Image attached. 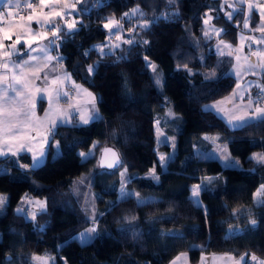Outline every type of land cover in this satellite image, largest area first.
<instances>
[{
    "label": "trees",
    "instance_id": "16d2710c",
    "mask_svg": "<svg viewBox=\"0 0 264 264\" xmlns=\"http://www.w3.org/2000/svg\"><path fill=\"white\" fill-rule=\"evenodd\" d=\"M247 5L237 2L227 19L221 0L80 1L76 30L68 35L67 26L59 28L56 50L76 81L95 88L99 118L59 125L42 164L0 173V196L7 198L0 214V264H32L33 255H52L56 264H168L180 252H187L192 264L202 253L248 254L247 260L254 254L264 260V205L254 200L264 185V165L250 159L253 152L264 154V122L233 128L205 108L235 85L233 54L218 53L214 45L218 39L238 43L247 29ZM137 6L143 16L120 19ZM207 14L223 29L218 37L205 29ZM109 19L125 30L140 21L149 26H135L119 47L102 53ZM258 20L252 10L248 25L255 27ZM145 57L155 63L160 86ZM89 65H95L91 74ZM44 104L39 102V113ZM169 109L180 115L176 125L166 116ZM158 128L174 138L172 146H157ZM213 134L239 166L200 156L210 143L204 136ZM92 147L91 155L81 157ZM105 149L118 154L119 166L99 165ZM158 149L172 152L164 168ZM17 159L31 163L29 153ZM151 168L158 181L146 176ZM88 172L99 211L95 223L82 214L72 191ZM122 185L131 195L122 196ZM195 185L203 186L199 205ZM34 200L45 201L41 212L32 218L17 212ZM89 227L96 229L93 238L82 243L76 235Z\"/></svg>",
    "mask_w": 264,
    "mask_h": 264
},
{
    "label": "crops",
    "instance_id": "0c3cea01",
    "mask_svg": "<svg viewBox=\"0 0 264 264\" xmlns=\"http://www.w3.org/2000/svg\"><path fill=\"white\" fill-rule=\"evenodd\" d=\"M30 2L36 5L35 12L41 23L37 24L34 21L29 22L27 21V19H25L24 21H20V16L26 18L27 16L32 14V9H28L25 4L22 3L18 12L14 15V18H6L3 23H0V27L4 28H9V20H11V23L13 25L20 23L24 24L23 29L17 27L11 28V39H5L3 41L5 49H0V53H2L4 50L11 51V48L7 46L11 45L15 41L17 34L21 31L25 33L23 36L24 40L30 39V37L27 35L29 28L32 29L33 33H44L47 37V39L37 38L36 40H34L32 47L37 49L44 47V45L47 44V40L52 38V32L59 30L44 25L45 17L50 18L53 25H59L60 28L62 26H65L63 19H65L66 15H63L62 19L59 17L60 15H55V13H59L60 9L63 10V7L61 6L65 3V0H59V3H54L51 5L48 4L47 6H40L39 0H32ZM246 2L248 3V5L249 3L253 4V10L256 11L259 16V20L256 26L251 27L248 25L246 31L242 33L243 36L242 34L239 36L238 43L235 46H223V50L224 48H227L225 52H230L231 54H234L239 57V59L242 60L243 65L241 64L237 66L238 73L234 74V72H232L235 78V85L233 86L231 91L226 96L211 101L205 105L213 106L214 110L212 111L217 113L225 122L230 116L244 115L245 112L251 114L254 111V108L257 106L264 108V97L257 99L258 94L260 93V88L256 87V85L264 87V69L260 67V65L264 64V55H251V53L253 52L264 53V43H259V41L264 39V33L259 31V28L262 25L261 14L264 13V0H246ZM236 9L237 7H234L229 10L226 9V18L229 19L226 15L229 12L233 13L234 15ZM212 19L213 15L207 14L204 18V26L205 29L211 35L218 37L222 33L221 30L223 29L217 25H214ZM205 20H208L209 22L205 24ZM224 41L225 40L223 39H218L216 43L224 44ZM17 48L20 51L19 58L27 60L28 56L24 55V52L28 50V45L25 44L23 45V47L17 45ZM36 54L37 53H32V55ZM48 54L51 56H58L56 48ZM221 54L226 53L222 52ZM252 56L256 57V64L252 62ZM246 57L247 59H245ZM19 58L16 56L11 57V59L14 61L18 60ZM0 60H3L2 56H0ZM36 63L42 67L44 61L38 60ZM234 64L235 63H233L232 67H234ZM9 69L10 70L8 72L3 73L7 77L5 83L11 81V76L13 74L11 71V65H9ZM32 71V69H26V72L28 73V77L30 79L29 88L33 94V98H35V96L37 95L35 91L37 87H59L62 92L68 93V97L66 99L62 98L58 102L54 99L53 107L49 108V103L46 95V98L43 101L45 103L44 109L41 113L38 112L39 102H37L36 107L34 109V115L30 113V115H32L31 127L25 128L24 135L21 138L11 140L6 144H0V147H3L4 150L8 152V155L0 156V173L4 171H9L11 167H17L20 170L29 168L32 164L33 155L39 156V153L41 151H44L45 153L43 158L46 156V147L49 140V137L47 136V130L51 126L52 121L58 119L60 112L71 113L73 109H75V115L74 118L71 119V122L59 125H69L72 124L73 121H76L79 125H85L80 122V116L84 115L85 117H87L93 112L94 109L97 110L95 88L91 85L76 81L71 75V73L66 71L62 67L60 61H52L49 64V67L43 70V72L41 73V79L39 80H37L34 76L31 75ZM43 73L48 74L47 84H45L43 81ZM18 74L19 73H17V75ZM55 76H59L61 81H63L57 86H53L51 84V81ZM65 76H67V79H65ZM85 89L87 91H85ZM88 93H92L95 97V100H93V96H89ZM250 100L254 102L251 108L248 107ZM7 106L8 105H6V107ZM218 109H223V111L218 112ZM20 118L24 119L23 116H21ZM21 144L24 145L25 150L19 151L18 155L16 156L11 155V152L18 151ZM9 149L11 151H9ZM27 149H31V151H27ZM23 153L30 154V165H26L18 161V156ZM242 255L234 256L230 253H202L199 257L198 262L195 264H236V261L240 260V257ZM173 261L175 262V264H192L190 262L189 255L187 252H180L168 264H173Z\"/></svg>",
    "mask_w": 264,
    "mask_h": 264
},
{
    "label": "snow or ice",
    "instance_id": "6c2138e0",
    "mask_svg": "<svg viewBox=\"0 0 264 264\" xmlns=\"http://www.w3.org/2000/svg\"><path fill=\"white\" fill-rule=\"evenodd\" d=\"M99 3L100 0H97ZM170 3H173L174 0H169ZM243 3L244 0H241ZM25 4V6L28 9H32V14L27 16L26 18L23 16H20V21H24L27 19L29 22H35L37 24H40L41 21L38 19V16L35 12L36 5L30 2V0H0V23H3L6 18H14V15L18 12V10L21 7V4ZM50 3H59V0H39V5L40 6H47ZM74 7V6H73ZM253 4L249 3V11L253 10ZM55 15L59 16L60 13H55ZM143 16V13L140 12L139 6H137L134 9H131L129 12L123 13L122 17L120 18L123 20L124 18L127 17H135V16ZM229 19H231L233 13L229 12L226 14ZM247 17L245 21L244 27H248L247 23ZM261 20H262V25L259 28V31L264 33V13L261 14ZM208 21L206 20L205 23ZM44 25L52 27L54 29H59V25H53L52 21L50 18L45 17L44 20ZM149 26L148 22H145L141 25L142 28H147ZM12 27H17L20 29L24 28V24H15L13 25L11 23V20H9V28H4L0 27V49H5V45L3 41L5 39H11V28ZM77 27V22H73L72 24L68 25L69 31L66 33L68 35H71L72 32L76 30ZM104 28L109 29L111 32H115L117 29L121 27L120 21L115 20V19H109L108 23H105L103 25ZM223 31V30H221ZM24 32L21 31L20 33L17 34L15 41L11 44L8 45L7 47L11 48V51L4 50L2 53H0V56L3 57V60H0V144H6L11 140H16L21 138L24 135V130L25 128H30L31 127V119L32 115H34V109L36 107L37 102H43L46 98L47 95V100L49 103V108L53 107V100L55 99L57 102L60 99H66L68 97L67 92H62L59 87H37L36 88V96L33 98V94L29 88L30 84V79L28 77V73L26 72V69H32L33 71L31 72V75L34 76L37 80L41 79V73L43 72L44 69H47L49 67V64L52 61H57L59 62L60 60L63 59L61 56H51L48 53L55 50V48L59 47V45L56 44V39L59 38L58 31H53L52 32V38L47 40V44L44 45V47H41L39 49L32 47V44L34 40L37 38L39 39H47L46 35L44 33L36 32L33 33L32 29L29 28L27 35L30 37L28 40H24ZM207 35V33H205ZM126 43H133V41H125ZM143 43H148L147 41H144ZM259 43H264V39L259 41ZM27 44L28 45V50L24 52V55L28 56L27 60H24L20 57V51L17 48V45H20L23 47V45ZM108 46H103L100 48V51L104 53V48ZM114 47H119V45H115ZM229 47H231L229 45ZM111 49L109 48V52ZM32 53H37L36 55H32ZM87 54V53H85ZM107 54V53H105ZM251 55H264V53L260 52H253ZM16 56L19 59L18 60H12L11 57ZM239 59V57H237ZM247 59V57L245 58ZM38 60H43L44 63L42 67L37 64L36 62ZM146 63H148V66L151 67L152 72L154 74V83L157 86L161 85V80L159 75L157 74V69L154 64H151L148 62V58L145 57ZM9 65H11V71H12V76H11V81L8 83H5V80L7 77L3 74L8 72ZM185 68L187 65L184 66ZM262 69H264V64L260 65ZM55 70V69H53ZM95 71V65H89L87 72L91 74L92 72ZM190 71V70H189ZM17 73H19L17 75ZM255 74V73H253ZM214 76L215 73H212ZM65 79H67V76H65ZM43 81L45 84H47L48 81V74L43 73ZM59 76H55L51 84L53 86H57L60 83H62ZM79 87V86H77ZM239 87V86H238ZM251 87V85H250ZM257 88H260V93L258 94V98L264 97V87H261L260 85H256ZM85 91H87L85 89ZM89 96H93L92 93H88ZM93 100H95V97L93 96ZM253 101H249L248 107L251 108L253 105ZM6 105H8L6 107ZM206 109L208 110H214L213 106L208 105L205 106ZM27 109V110H26ZM59 111V110H58ZM219 111H223V109H218ZM30 113L32 115H30ZM75 115V109L71 113H64L60 112L58 119L52 121L51 126L47 130V136L51 137L54 134V130L56 127L59 126V124H67L71 122V119L74 118ZM23 116L24 119H21L20 117ZM99 114L98 110H93L91 114H89L87 117L84 115L80 116V122L82 124H88L91 120L98 119ZM256 120L260 122H264V108L262 107H255L254 111L249 114L245 112L244 115H238V116H230L226 123L230 127L234 128H239L243 127L244 125L248 124L249 122ZM14 121V122H13ZM30 138V137H29ZM174 139V138H173ZM167 138H165L161 142H166ZM47 142V141H46ZM95 146V145H94ZM25 150L24 145L21 144L20 148L18 149L17 152H11V155L16 156L18 155L19 151ZM9 151H11L9 149ZM27 151H31V149H27ZM105 151H110L109 149H105ZM44 151H41L39 153V156L33 155V165H37L41 162L44 156ZM8 155V152L4 150L3 147H0V156H6ZM81 157H86L88 155H91V153H80ZM115 155V154H113ZM250 159L254 160L257 164H262L264 165V154H258L254 153ZM160 163L163 166L166 163L165 156L160 157ZM121 164V161L117 157L114 163L108 164L109 168L117 167ZM229 166H238V162L232 163ZM123 175V173L121 174ZM152 178L155 180H159V177L156 176L154 173L151 174ZM82 182V181H81ZM202 185H195L193 186V197L195 198V202L199 205V190L202 188ZM122 196L123 195H131V193H126L123 191V185H122ZM7 198L4 196H0V209H2L5 205ZM254 200L260 205H264V185H261L259 189H257V192L254 193ZM37 203L40 205L41 210L44 209V204L37 201ZM18 213H25L26 211L24 209H17ZM249 223L252 226H255L257 221L255 219H252L249 221ZM230 232L233 231L234 229L232 226L229 227ZM96 231L95 228H90L86 230L85 233L81 234V240L82 242H87L88 240H91L92 233ZM248 254H244L240 257V260L236 261V264H248L247 260ZM39 258L36 256L32 257L33 261L38 260ZM203 260V258H202ZM251 260L252 261H257V264H264V260H258V258L252 254L251 255ZM173 264L175 262L173 261Z\"/></svg>",
    "mask_w": 264,
    "mask_h": 264
},
{
    "label": "rangeland",
    "instance_id": "374dc122",
    "mask_svg": "<svg viewBox=\"0 0 264 264\" xmlns=\"http://www.w3.org/2000/svg\"><path fill=\"white\" fill-rule=\"evenodd\" d=\"M80 1L81 0H65V3L61 6V7H63V10H61V9L59 10V13H60L59 17L62 19L63 15H66L65 19L67 17H70V19H71L70 21H66L65 19H63L65 26L68 27L69 24H72L74 21L76 22V20H78L76 14L78 12V4L80 3ZM221 2L223 4V6H224L223 8L229 10V9H232V8L236 7L237 2H241V0H221ZM244 2H246V0H244ZM51 4H54V3H50V5ZM250 12L251 11H249V5H247L246 10H245L247 18L249 17ZM143 23H145V22L144 21H140V22L135 23V24L133 23V25L129 26L128 29L125 30V29H123V25L120 22L121 27L119 29H117L115 32H111L109 29L106 28L107 33H108V39L106 40V43L104 44V46H108V47H105V48H112V49L115 48L114 46L115 45H119V43L123 39V35L125 33L132 32L133 28H135V26H137V25L141 26ZM207 23H205V24H207ZM242 36H243V34H242ZM224 42H225L224 44L223 43H216L214 45L215 50L218 53H222V52L223 53H227V52H225V50L227 48H224V50H223V46L229 47L230 44L228 42H226V41H224ZM99 46H101V45H99ZM229 53H227V54H229ZM233 57H234V63L235 64H234V67H232L231 72H234V74H235V73H238L237 66H239L241 64L243 65V63H242L241 59H237L236 55L233 54ZM252 57H253L252 62H254V64H256V57L255 56H252ZM148 62H150L151 64L155 65V63H153V62H151L149 60H148ZM147 65H148V63H147ZM149 68H150V70H152L150 66H149ZM256 75H258V74H256ZM166 116L170 117L169 121H171L172 125H176L179 122V120H180V115L178 113L174 112L172 109H169V112L167 113ZM165 121L167 122V118H165ZM216 135L217 134L205 135L204 136V138H207V139L210 140V143H208L207 145H205V146H203L201 148L202 151L200 152V156L203 157V158H216V159H218L221 162V164L224 167H235V166H229L230 164L235 163V162H238V166H239L240 165L239 160L237 158L232 157L229 154L225 144H220V143L217 142V139L215 138ZM165 138H167V141L166 142H161ZM164 143H168L170 146H172L173 145V139L171 137L165 136V134L162 132V130L160 128H158V142H157V146L159 147L160 145H162ZM92 150H93V147L88 151V153H92ZM171 153L172 152H170V150L169 151H163V150L158 149L157 157H158L159 164L161 165L160 157L162 155L165 156V160H166V163H167L168 159L171 156ZM254 153H258L259 154V152H253V154ZM44 160H45V157L41 160V162L39 164L33 165V159H32V164H31L30 167H37L40 164H42L44 162ZM166 163L163 166L161 165L162 168H164L166 166ZM152 173L155 174L154 168H151L148 171V173L146 174V176L147 177H152V175H151ZM91 177H92V173H89V172L88 173H83L82 175H80L77 178L76 184L73 187L72 191H73L74 195L77 197V199L79 200L80 211L82 212V214L84 216H86L91 221V223H95V220H96L97 216L99 215V211H98L97 204L95 202V195L90 190ZM146 199L147 198H141L139 200L140 201H144ZM37 201L43 203L44 204V208H45V201L44 200L30 201L28 207H38V208H40V205L37 203ZM4 209H5V206L2 209H0V214L4 213ZM23 214L25 215V213H23ZM34 215H35V212L31 211L30 214L26 213L25 216L28 217V218H32ZM90 228H94V227H89V228L83 230L82 232L78 233L76 235V237L82 242L81 234L85 233L86 230H88ZM93 235H94V233H92V237H93ZM88 241H90V240H88ZM82 243H85V242H82ZM33 256H36L39 259L36 260V261H33L32 260ZM33 256L31 257L32 264H56L55 257L52 256V255H33ZM64 264H66V263L64 262Z\"/></svg>",
    "mask_w": 264,
    "mask_h": 264
},
{
    "label": "water",
    "instance_id": "95a60500",
    "mask_svg": "<svg viewBox=\"0 0 264 264\" xmlns=\"http://www.w3.org/2000/svg\"><path fill=\"white\" fill-rule=\"evenodd\" d=\"M110 151H105L103 150L100 154V158H99V165L103 166L102 163L105 161L107 164L110 163H114V161L116 160V158L118 157L119 160L121 161L120 157L118 156V154L113 150V149H109ZM115 154V155H113ZM114 168V167H113Z\"/></svg>",
    "mask_w": 264,
    "mask_h": 264
},
{
    "label": "built area",
    "instance_id": "2783aa9c",
    "mask_svg": "<svg viewBox=\"0 0 264 264\" xmlns=\"http://www.w3.org/2000/svg\"><path fill=\"white\" fill-rule=\"evenodd\" d=\"M30 1H32V0H30ZM66 21H70V17H67ZM25 211L27 214H30L31 211H33L35 213H39L42 210H41V208H38V207H28ZM256 263H257L256 261H252L251 259H248V264H256Z\"/></svg>",
    "mask_w": 264,
    "mask_h": 264
}]
</instances>
